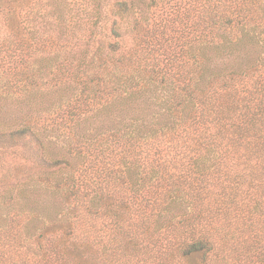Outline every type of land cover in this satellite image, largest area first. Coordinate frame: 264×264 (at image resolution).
<instances>
[{
    "label": "trees",
    "instance_id": "trees-1",
    "mask_svg": "<svg viewBox=\"0 0 264 264\" xmlns=\"http://www.w3.org/2000/svg\"><path fill=\"white\" fill-rule=\"evenodd\" d=\"M0 24L29 110L0 137L39 150L0 264H264V0H0Z\"/></svg>",
    "mask_w": 264,
    "mask_h": 264
},
{
    "label": "rangeland",
    "instance_id": "rangeland-1",
    "mask_svg": "<svg viewBox=\"0 0 264 264\" xmlns=\"http://www.w3.org/2000/svg\"><path fill=\"white\" fill-rule=\"evenodd\" d=\"M2 32L3 30L1 29V24H0V33ZM0 41H1V34H0ZM211 53L214 54L213 52ZM3 55L4 52L0 53V59H3ZM5 58L6 56H4V60ZM244 62L245 59L241 60V58L221 57L219 55H215L213 57V65L215 67H220V66L240 67L243 65ZM4 95H5V91L0 90V124L1 122L9 123V120L17 115L20 116L24 115L27 117V111L29 110L26 109L27 105L24 106L26 104V100H24L21 105V102L19 103V101H15L16 98L5 99ZM35 108L36 106L34 104L30 109V112L32 114L31 117H39L37 119H40V116H37L36 110L34 111ZM26 119H28V117ZM38 124L41 125V121H38ZM42 136L46 137L47 140H52L56 142L55 145L50 147L51 150L55 151L54 146H57L59 149H61V146L66 145V140L64 138L65 135L60 131L54 133V130L51 129L50 126H47L45 128V132L42 133ZM6 137L7 138L0 137V216L1 217H4L6 213L5 208H2V203L4 204L6 200L1 196H3L4 193L3 189L4 186H6V182L9 181L7 178L8 174L9 173L21 174L22 172H28L30 170L37 169V167H39V164H37L36 161L34 162V158H33L39 153V150L37 149L38 148L37 144L34 142V140H32L30 137L27 136L26 137L19 136L18 134H16L15 137L9 135ZM60 152L63 153L65 151L64 149H61ZM1 226L2 225L0 224V232L2 230Z\"/></svg>",
    "mask_w": 264,
    "mask_h": 264
}]
</instances>
